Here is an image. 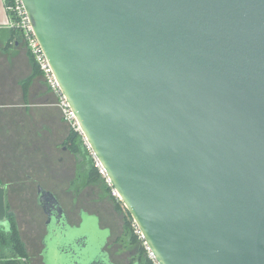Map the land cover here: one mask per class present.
Masks as SVG:
<instances>
[{
    "label": "water",
    "instance_id": "1",
    "mask_svg": "<svg viewBox=\"0 0 264 264\" xmlns=\"http://www.w3.org/2000/svg\"><path fill=\"white\" fill-rule=\"evenodd\" d=\"M22 2L156 261L264 264V0ZM37 191L45 264H114Z\"/></svg>",
    "mask_w": 264,
    "mask_h": 264
},
{
    "label": "crops",
    "instance_id": "2",
    "mask_svg": "<svg viewBox=\"0 0 264 264\" xmlns=\"http://www.w3.org/2000/svg\"><path fill=\"white\" fill-rule=\"evenodd\" d=\"M7 21V12L0 0V230L6 232L9 230L7 215L14 208L11 202L27 198V185L34 187L36 200L39 186L52 192L58 200L65 193L80 194L89 191L90 194L92 191L90 186L78 189L81 181L80 167L84 165L81 154L78 155L79 159L77 156L73 159V165H68L60 189L49 188L33 177V171L36 174L39 171L40 175L43 173L42 167H46L41 162L45 158L40 156L46 141L49 143L50 139L52 145L57 146L67 143L71 129L63 121L60 109L56 107L57 96L50 91L41 74L32 80L27 97V79L32 76L35 64L25 42L19 33L8 28ZM32 141L37 147H33ZM66 148L62 147L64 154L75 158ZM32 155H35L36 160L31 159ZM57 162L64 166L65 158H60ZM82 176L87 175L83 172ZM75 183L77 188L73 186ZM40 210L43 212L41 208ZM43 215L45 227L47 218L44 212ZM18 226L26 244L21 233L22 227Z\"/></svg>",
    "mask_w": 264,
    "mask_h": 264
},
{
    "label": "rangeland",
    "instance_id": "3",
    "mask_svg": "<svg viewBox=\"0 0 264 264\" xmlns=\"http://www.w3.org/2000/svg\"><path fill=\"white\" fill-rule=\"evenodd\" d=\"M37 76H39V74L36 73L33 65L32 76L27 80H33L37 78ZM30 84L27 85V97ZM48 141L49 143H47L46 141V143L43 145L42 153H40V156L42 158H45V161L41 160V162L45 163L46 165V167H42L41 170V172H43L44 174L40 173L39 175V171H37V174L36 171H33L32 175H34V178L41 180L47 187H57L60 189V187L62 186V177L68 171V165L74 163L72 161H74L73 159H76L77 155H75V158H73L72 156L64 154L62 147H67L66 143H61L57 146L52 145L53 143L52 141H50V139ZM32 143L33 147H37V145L33 141ZM80 154V158L81 161H83V164H85L86 161L90 162V164L92 163L88 153L83 148V146L81 147ZM78 157L79 156H77V159H79ZM60 158H65L64 166L58 164L57 161ZM31 159L36 160L35 155H32ZM81 169L82 167H80V171ZM79 179H84L82 173L79 176ZM94 181L101 182L106 189L105 183H103L104 181H102V178L100 180L95 177ZM73 186L74 188H77V183H75ZM33 190L34 187L31 188V185H27V198L12 200L11 203L12 207L14 208L12 209L11 214L14 215L16 223L20 225V227H22L23 232L21 233H23V238L26 242L25 247L27 249L30 263L42 264L41 251L43 250L42 239L45 234V227L43 225V220L45 217L43 215V212L36 205V194ZM106 191L107 193L102 199L99 195H93V193L89 194V191H87L85 193L80 192V194L71 192L67 194L65 193L64 197L60 199V201L61 204H63V206L65 207L73 225L80 224L81 219L79 217V213L81 209H85L90 213H98L101 216L102 228L109 227L112 230V237L109 240L107 251L110 253L111 259L114 263L143 264V256L141 254L142 252L140 248L142 247L141 244L136 243L130 239L129 229L127 225V222H129V213L126 207L124 206V204H119V202H117V200L113 198L111 191L108 192L107 189Z\"/></svg>",
    "mask_w": 264,
    "mask_h": 264
},
{
    "label": "built area",
    "instance_id": "4",
    "mask_svg": "<svg viewBox=\"0 0 264 264\" xmlns=\"http://www.w3.org/2000/svg\"><path fill=\"white\" fill-rule=\"evenodd\" d=\"M5 10L7 12L8 21L7 26L12 31L19 33L23 41L25 42L28 53H30L34 63L38 67L40 73L43 75L44 80L46 81L50 91L57 96V107L61 110L63 121H65L71 131L74 134H77L80 138L83 148L89 155V158L92 161L93 167L98 171L100 177L104 181L105 185L110 189L111 194L117 202L123 204L122 199L119 193L113 188L112 182L107 175V171L101 161L95 156L84 132L81 128V125L76 117L75 112L73 111L71 105L69 104L66 96L64 95L61 86L55 76V73L52 69V66L46 57L44 50L37 39L33 26L28 17V13L23 5L22 0H2ZM132 230L134 235L137 237L141 246L145 249L146 256L153 264H159L153 253L145 242L144 235L142 234L139 226L136 222L132 221ZM23 263L31 264L28 259H22Z\"/></svg>",
    "mask_w": 264,
    "mask_h": 264
},
{
    "label": "trees",
    "instance_id": "5",
    "mask_svg": "<svg viewBox=\"0 0 264 264\" xmlns=\"http://www.w3.org/2000/svg\"><path fill=\"white\" fill-rule=\"evenodd\" d=\"M34 69L37 74H40V71L36 64L34 65ZM31 80L32 79L28 80L27 85L30 84ZM66 144L67 147H69L74 153L80 154L82 143L77 134L71 132ZM86 175L88 180L87 184L95 182V177L101 180L98 171L93 167V165L92 169L89 170ZM106 188L108 192H110V189L107 186ZM7 221L9 225V230L7 232L0 230V264H25L23 263L22 259L29 260V256L25 244L22 240L21 234L19 232V226L16 223L15 217L13 214H11V212H9ZM132 221L133 219L129 215V222H127V225L129 229L130 239L136 243H139L137 237L134 235L133 230L131 229ZM140 248L142 252L141 254L143 256V264H153L146 256L145 249L143 247Z\"/></svg>",
    "mask_w": 264,
    "mask_h": 264
},
{
    "label": "flooded vegetation",
    "instance_id": "6",
    "mask_svg": "<svg viewBox=\"0 0 264 264\" xmlns=\"http://www.w3.org/2000/svg\"><path fill=\"white\" fill-rule=\"evenodd\" d=\"M66 150L68 151H70L73 155H80V154H75L69 147H67L66 148ZM81 153V152H80ZM92 169V165L90 164V162H88V161H86V163L82 166V169H81V173L83 174V172H84V174L86 173L87 174V172H89V170H91ZM84 177V176H83ZM87 177V176H86ZM86 177H84V179H81V181H80V186H79V188L78 189H80V190H82L83 189V186H90L91 187V189H92V191H91V193L90 194H92L93 193V195H99L100 197H101V199L102 198H104L105 197V195H106V193H107V191H106V189H105V187L102 185V183L101 182H97V181H95V182H93V183H91V184H87V181L88 180H86L87 178ZM59 203L61 204V201L59 200ZM61 206H62V208L64 209V211H65V220H64V224H62V227L63 228H67V225L69 226V228L71 229V230H73L74 228H77V227H80L81 226V224H82V222H83V218L81 217V215H82V213L84 214H89V216H92V217H95L96 219V221H97V225H96V227L100 230L99 231V233H101V231H107V230H109L110 231V236L108 237V239H107V246H108V243H109V240L111 239V237H112V230H111V228H109V227H103L102 228V226H101V216L98 214V213H90V212H88V211H86L85 209H81L80 210V213H79V217H80V219H81V222H80V224L79 225H73L72 223H71V220H70V217H69V215H68V213H67V211H66V209H65V207L63 206V204H61ZM48 216H46V218H47ZM49 222V218H47V221H46V223H45V234H44V237H43V239H42V245H43V250L41 251L42 253H41V260H42V264H45L44 263V258H43V256H42V254H43V252L46 250V245H47V243H48V240L50 239V238H48V236H49V232H47L48 231V227H47V223ZM67 224V225H66ZM53 230H56L55 228L53 229ZM62 235H63V231H62ZM107 246H106V248H105V250L107 251ZM108 252V251H107ZM109 253V252H108ZM109 256H110V253H109ZM110 259H111V256H110ZM111 261H112V263H114L113 262V260L111 259ZM114 264H116V263H114Z\"/></svg>",
    "mask_w": 264,
    "mask_h": 264
}]
</instances>
